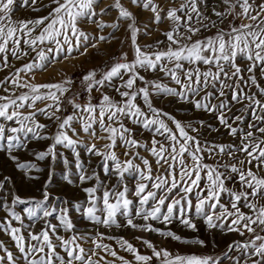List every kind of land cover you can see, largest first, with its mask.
Here are the masks:
<instances>
[{"label":"snow or ice","instance_id":"snow-or-ice-1","mask_svg":"<svg viewBox=\"0 0 264 264\" xmlns=\"http://www.w3.org/2000/svg\"><path fill=\"white\" fill-rule=\"evenodd\" d=\"M16 2L0 0V69L13 67L10 57L29 62L0 80L5 93L0 95V152L28 180L38 181L40 177L33 173L45 169L22 161L20 150L29 141H46L45 149L33 156L49 165L39 196L22 197L10 176L0 178V211L4 212L0 233L8 237L0 239V264H115L116 260L133 264L104 240H116L132 254L135 264H264V0H222L225 11L216 10L207 0H182L167 9L157 0H131L152 13V25L170 22L162 33L165 40L146 48L138 38L155 29L149 25L141 29L121 0L103 8L99 7L102 0H20L31 11L47 14L19 21L13 20ZM110 9L118 11L111 23L103 20ZM236 19L249 22L236 25ZM125 21L133 57L123 53L99 74L96 70L85 74L82 83L88 99L84 103L77 102L71 79L45 84L23 81L21 73L46 70L74 52L87 55L89 48L115 39ZM226 21L227 29L221 26ZM86 26H94L98 34H89ZM108 28L112 32L99 34ZM142 72L158 78L149 79ZM14 89L27 91L17 95ZM94 91L100 93L95 102ZM154 97L189 104L217 124L204 119L184 123L156 107ZM38 102L48 103L37 107ZM69 106L72 111L66 114ZM136 128L149 133L150 139H138ZM213 133L228 139H208ZM98 141H104L102 146ZM61 148L71 150L73 160L62 157L64 181L85 194L81 202L53 197L49 188L54 175L51 162L61 158ZM81 148L99 158V171H89ZM120 148L123 152L118 154ZM129 178L134 180L131 188ZM20 205L25 206L22 212L29 223L17 211ZM73 208L91 229H135L204 248L206 239H187L156 226L178 221L198 231L199 220L209 232L236 234L241 239H233L221 254L202 255L181 254L136 237L151 250L150 255L142 254L123 237L78 232ZM86 243L91 247L86 249Z\"/></svg>","mask_w":264,"mask_h":264},{"label":"rangeland","instance_id":"rangeland-1","mask_svg":"<svg viewBox=\"0 0 264 264\" xmlns=\"http://www.w3.org/2000/svg\"><path fill=\"white\" fill-rule=\"evenodd\" d=\"M114 2L115 0H102L99 7L103 8L108 5H113ZM121 2L124 4L125 7H127L135 14V16L137 17L138 26L141 27V29H143L145 25H149L151 29H155L154 31H151L150 35L147 36L141 35L138 38V42L142 47L146 48V46L149 44L154 45V42L157 40H165V37L162 33L170 28V22L165 20L159 25H152L151 24L152 13L146 10H142L140 7H137L136 5L132 4L131 0H121ZM181 2L182 0H157V3L161 4L165 9L172 6V4L178 5ZM207 2L211 4L212 7L216 8V10L218 11L226 10V6L222 3V0H207ZM45 3H47V0H45ZM236 11L238 12L239 9L237 8ZM46 14H47L46 11L33 12L29 8L23 6L20 0H17L16 5L14 6L13 20L19 21L22 19H31ZM117 16H118V11L114 9H110L109 14L104 16L103 20L111 23L115 21ZM212 18L215 19V16H213ZM229 19H231V17H229ZM241 22L248 23L249 21L247 20L241 21L240 19H236L234 21L236 25L240 24ZM127 23H128L127 21L123 22L120 30L115 32V39H110V41L108 42H101L99 46L95 49L89 48L87 55H80V52H74L67 59L61 58L58 62L50 63L47 66L46 70L37 69L35 70L34 73H29V74L21 73L20 75L23 78V81L30 82L33 84H45V83H62L66 79H71L73 81L72 91L73 93L78 94L77 102L84 103L88 99V94L83 91L84 85L82 83V77L85 74H87L91 70H96L99 74L101 69L105 68L107 65H110L114 59H118L123 53H127L128 58L132 59L133 49L131 46V41L128 38V33L126 31ZM221 26L227 29L229 25L226 21L225 24ZM86 30L89 32V34L92 35L98 34L94 26H86ZM110 32H112V29L108 28L105 29L103 33H99V34H108ZM210 34L211 33H205V35H210ZM195 38L197 37H194V39ZM161 48H163V45H161ZM147 50L151 51L152 49H147ZM32 55L34 56L35 54L33 53ZM9 59L13 67L7 69H0V80L4 79L6 76H10L12 73L16 71V69H19L23 64L29 62L28 58H25L20 61L12 60L11 57ZM240 63L243 66V61H240ZM142 74L149 79L158 78L156 75H153L151 73L142 72ZM163 82L170 83V81H168L167 79H164ZM9 87L11 88V85H9ZM14 91L16 92L17 95H19L21 92L27 91V89H14ZM3 94H5L4 90L3 88H0V95ZM92 96L94 98L93 102H95V99L99 98L100 93L94 91L92 93ZM153 99L156 107L162 108L164 111L171 113L178 120H181L184 123L187 122L195 123L200 119H204L207 121V123L212 124L213 126H216L217 124V122L211 117H209L207 114L194 111L192 109V106L189 104L179 103L173 100L172 98H165V97H154ZM45 103L38 102L37 107H45ZM71 111L72 109L69 106L66 109V114H70ZM38 118L40 119L41 122L48 123L50 130H54V126L52 125V123L48 121L45 117L40 116ZM129 126L132 127L131 124H129ZM201 131L204 130L201 129ZM135 135L142 142H147L150 139V134L147 132L142 133L139 128L135 129ZM213 137H215L217 140L220 141H226L228 139L226 136H217L215 133H213V136L208 137V139H212ZM47 143L48 142L46 141H29L28 146L25 149L20 150L22 161L35 162L38 164L39 167L45 169L43 173H35V172L33 173L34 175H38L40 177L38 181L28 180L23 172L19 171L14 167V163L8 158V156L5 153L0 152V178H2L3 176H10L12 178L13 184L15 185V191L22 197L40 195L39 189L48 176L49 161H44V162L36 161L33 156V153L44 150ZM97 143L98 145L102 146L104 141H98ZM59 151L61 152V158H58L56 161L51 162L52 168L54 169V175L52 176V183L49 185L52 195L53 197L59 196L61 197V200H68L72 203L81 202L84 200L85 194L78 187L68 185L64 181L65 165L63 164L62 157H67L70 161L73 160L71 150H64L61 148L59 149ZM80 151H81V158L82 160H84L85 165L86 167H88L89 171H91L93 168H96V170L99 171L100 170L99 158L90 157L86 153V151L83 150L82 148L80 149ZM122 152H123L122 148L118 149V154H121ZM142 154L147 156L149 159H152V157L148 153L143 152V150H142ZM73 174L75 175V170L73 171ZM128 183H129V187L131 188L132 184L134 183V180L132 178H129ZM8 187L11 188L12 185H8ZM50 203L56 204L57 206H61L60 201L52 200L50 201ZM24 207L25 206L23 205L17 206V211H21V214L25 216L26 223H29V221H27L26 214L22 212V209ZM3 215L4 212L0 211V217H2ZM71 216L73 218L74 223H76L77 225L78 232L83 233L87 230H91L93 233L95 231H100L113 235L115 237H123L129 240L131 243H133L134 246L139 248L142 254H149V255L151 254V250L147 249L140 240L136 239V237H142L144 239H148L151 242H153L155 245H157V247L167 248L170 251H174V252L178 251L181 254L196 253L202 255L221 254L224 251H226L228 244L233 239H241L236 234L223 235L219 231L209 232L206 226H204L199 220L196 221L197 228L199 229L198 231L187 229L178 221L173 222V224L171 225H160L156 223L157 227H161L162 229L165 230L170 229L187 239H196V238L206 239L208 246L201 248L195 244L182 245L171 239H165L159 236L158 234L142 232L135 229H128V228L105 229L102 227L99 229H91V225L87 224L79 215V213L75 211L74 208L71 210ZM52 222L58 223V221L55 218H52ZM39 227L40 225L37 224L35 230L38 231ZM61 234L65 235L66 237L70 235V233H66L63 231H61ZM0 239L7 241L8 237L0 233ZM102 242L110 244L113 248H115L118 251L120 256L125 257L129 261H133V264H135L132 254L125 252L123 249H121L116 240H104ZM84 246L87 249L91 247V244L86 243ZM100 255L103 256L104 253L101 252ZM107 259L111 260L113 258L109 256L107 257ZM101 264H104V262L101 261ZM115 264H120V261L116 260ZM225 264H228V262H225Z\"/></svg>","mask_w":264,"mask_h":264}]
</instances>
